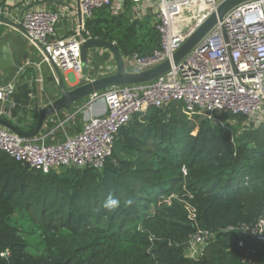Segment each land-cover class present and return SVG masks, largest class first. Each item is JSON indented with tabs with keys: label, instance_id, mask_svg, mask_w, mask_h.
Segmentation results:
<instances>
[{
	"label": "trees",
	"instance_id": "16d2710c",
	"mask_svg": "<svg viewBox=\"0 0 264 264\" xmlns=\"http://www.w3.org/2000/svg\"><path fill=\"white\" fill-rule=\"evenodd\" d=\"M131 6L97 8L85 28L123 57L150 56L159 33L151 15L130 18ZM221 117L227 127L189 118L181 101L148 107L118 130L99 169L41 171L0 150V264H264V242L227 230L264 213V123ZM109 194L121 202L112 211ZM197 230L214 235L192 259Z\"/></svg>",
	"mask_w": 264,
	"mask_h": 264
},
{
	"label": "built area",
	"instance_id": "2783aa9c",
	"mask_svg": "<svg viewBox=\"0 0 264 264\" xmlns=\"http://www.w3.org/2000/svg\"><path fill=\"white\" fill-rule=\"evenodd\" d=\"M31 1L35 5L19 19L25 36L42 49L56 69L75 73L81 71L80 47L91 38L84 20L101 7H108L112 15L121 14L126 2L77 0L82 22L70 34L57 37L55 26L60 14L44 6L56 0ZM129 1L134 4L132 14L151 10L160 36L159 49L152 55L123 57L125 66L136 71L171 58L221 0ZM11 92V88L0 89V117L4 118V102ZM88 98V103L102 101L105 110L98 115L87 114L75 134L48 142V135L24 138L0 125V150L41 171L71 166L99 169L111 152L118 130L133 114L148 107L163 108L172 101H181L182 111L189 118L208 120L221 127L226 126L222 114L243 115L246 124L252 126L264 123V0L247 1L229 10L178 65H171L152 81L111 87ZM227 230L264 242V213L253 225L230 226ZM213 235L208 230H197L187 243L186 256L199 258ZM238 246H243L241 239ZM251 253L247 248L248 261Z\"/></svg>",
	"mask_w": 264,
	"mask_h": 264
},
{
	"label": "crops",
	"instance_id": "0c3cea01",
	"mask_svg": "<svg viewBox=\"0 0 264 264\" xmlns=\"http://www.w3.org/2000/svg\"><path fill=\"white\" fill-rule=\"evenodd\" d=\"M34 5L31 0H0V89L12 90L4 102V118L21 129H26L32 123L33 110L39 112L40 108L60 96L59 74L70 87L77 81L110 74L115 67L112 55L107 50L91 47L87 63L81 64L79 77L75 72L56 69L45 58L42 49L27 39L19 24L22 14ZM44 6L60 14L55 26L57 37L70 34L82 22L77 0H56ZM88 100L87 97L76 102L69 112L63 110L49 117L43 123L40 134L48 135V142H58L78 132L87 114L98 115L105 110L102 101L88 103ZM80 109L83 112H78Z\"/></svg>",
	"mask_w": 264,
	"mask_h": 264
},
{
	"label": "water",
	"instance_id": "95a60500",
	"mask_svg": "<svg viewBox=\"0 0 264 264\" xmlns=\"http://www.w3.org/2000/svg\"><path fill=\"white\" fill-rule=\"evenodd\" d=\"M251 0H221L215 10L210 13L202 23L179 45L171 55L160 63L144 70H128L124 58L113 42L101 38H90L80 47V61L85 65L88 60V51L91 47H100L107 50L114 60V71L91 80H87L76 87H69L59 74L58 88L60 96L39 109L35 124L31 131L21 129L11 121L0 117V125L24 138L37 136L45 120L60 111H70L73 104L80 102L95 93L103 92L111 87L119 85H135L152 81L171 68L178 65L189 51L210 31V29L221 21L224 15L235 6ZM0 45H2L0 43Z\"/></svg>",
	"mask_w": 264,
	"mask_h": 264
},
{
	"label": "rangeland",
	"instance_id": "374dc122",
	"mask_svg": "<svg viewBox=\"0 0 264 264\" xmlns=\"http://www.w3.org/2000/svg\"><path fill=\"white\" fill-rule=\"evenodd\" d=\"M130 9H129V15H130V18H132V19H140V18H143L144 16H146V15H151L152 16V22L156 25V19H155V15L154 14H152V12H151V10H146V11H139L138 12V14H132V12H133V8H134V4H132V6L131 7H129ZM125 12V11H124ZM136 16V17H135ZM72 73V72H71ZM76 76L77 77H79L80 76V73H77L76 74ZM86 80H84V81H77L76 83H74L73 85H70V87L71 88H73V87H76V86H78L79 84H81V83H83V82H85ZM78 121H80V118L78 119ZM82 121V120H81ZM229 126V125H228ZM231 127H233V126H231Z\"/></svg>",
	"mask_w": 264,
	"mask_h": 264
},
{
	"label": "clouds",
	"instance_id": "9594fccd",
	"mask_svg": "<svg viewBox=\"0 0 264 264\" xmlns=\"http://www.w3.org/2000/svg\"><path fill=\"white\" fill-rule=\"evenodd\" d=\"M120 200L118 198H115L112 194H109L107 198L105 199L103 203V207L108 209L109 211H112L120 206ZM133 201L131 199H128L125 201V204H132Z\"/></svg>",
	"mask_w": 264,
	"mask_h": 264
},
{
	"label": "bare ground",
	"instance_id": "6f19581e",
	"mask_svg": "<svg viewBox=\"0 0 264 264\" xmlns=\"http://www.w3.org/2000/svg\"><path fill=\"white\" fill-rule=\"evenodd\" d=\"M68 72H71V71H68Z\"/></svg>",
	"mask_w": 264,
	"mask_h": 264
}]
</instances>
